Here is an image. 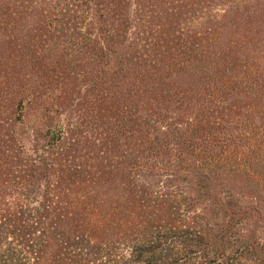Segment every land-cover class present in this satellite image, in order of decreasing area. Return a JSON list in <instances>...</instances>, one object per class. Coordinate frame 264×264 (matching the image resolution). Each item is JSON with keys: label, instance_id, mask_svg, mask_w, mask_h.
<instances>
[{"label": "trees", "instance_id": "1", "mask_svg": "<svg viewBox=\"0 0 264 264\" xmlns=\"http://www.w3.org/2000/svg\"><path fill=\"white\" fill-rule=\"evenodd\" d=\"M263 161L264 0H0V264H264Z\"/></svg>", "mask_w": 264, "mask_h": 264}, {"label": "rangeland", "instance_id": "2", "mask_svg": "<svg viewBox=\"0 0 264 264\" xmlns=\"http://www.w3.org/2000/svg\"><path fill=\"white\" fill-rule=\"evenodd\" d=\"M253 1V0H252ZM230 6L233 5V3H228ZM228 4H219L218 6H216V13L218 14V16H221V15H224L226 11H228L229 9V5ZM229 22V19L227 20ZM255 27V24H252L251 25V28ZM183 77H181L182 79ZM191 77L189 78H186V79H183V80H187V79H190ZM262 170L264 171V161L262 163Z\"/></svg>", "mask_w": 264, "mask_h": 264}]
</instances>
